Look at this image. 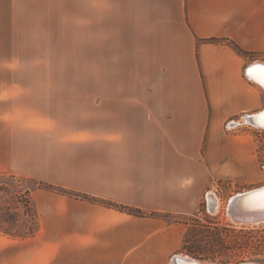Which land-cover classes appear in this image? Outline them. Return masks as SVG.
<instances>
[{
  "label": "crops",
  "instance_id": "0c3cea01",
  "mask_svg": "<svg viewBox=\"0 0 264 264\" xmlns=\"http://www.w3.org/2000/svg\"><path fill=\"white\" fill-rule=\"evenodd\" d=\"M76 37V71L0 81V172L55 187L33 193L24 262L171 264L186 226L163 214L196 212L214 179L260 185L257 142L228 121L264 108L246 74L264 0H78Z\"/></svg>",
  "mask_w": 264,
  "mask_h": 264
},
{
  "label": "rangeland",
  "instance_id": "374dc122",
  "mask_svg": "<svg viewBox=\"0 0 264 264\" xmlns=\"http://www.w3.org/2000/svg\"><path fill=\"white\" fill-rule=\"evenodd\" d=\"M77 12L78 0H0V81L12 79L7 69L9 66H26L25 71L19 73L20 79L26 80L34 76L44 80L46 65L61 67L65 72L76 71ZM253 56L249 66L259 61L264 63V53L255 58ZM32 66L39 69L32 73L28 68ZM252 114L232 118L228 121V129L240 124L233 119H241L242 124L237 127L250 131L244 133L255 138L261 169L260 185L244 189L238 184L214 179L207 191V199L196 212L165 216L168 222L181 221L186 226L183 244L178 252L182 254H179L180 260L196 259L202 264H264L259 261V258L264 259V245L252 244L247 247L244 243L245 238L253 242L264 240V217L239 218L231 208L234 197L264 186V127L251 125L248 117ZM30 185H33L31 181L24 183L25 187ZM37 190L45 193L44 189ZM21 224L5 223L3 229L19 228ZM34 237L15 240L0 234L4 264H13L14 260L19 261L20 258L25 264L33 248L26 242ZM175 258L171 264H178Z\"/></svg>",
  "mask_w": 264,
  "mask_h": 264
},
{
  "label": "trees",
  "instance_id": "16d2710c",
  "mask_svg": "<svg viewBox=\"0 0 264 264\" xmlns=\"http://www.w3.org/2000/svg\"><path fill=\"white\" fill-rule=\"evenodd\" d=\"M210 41H217V39L212 38L210 39ZM236 47L239 51L245 52L240 47ZM0 178V234L15 240H26L28 238L36 236V234L40 231V214L34 205L33 193L37 189H55V187L35 178L18 176L15 174H7L3 172H0ZM29 181H31L33 185L25 187L24 183ZM15 184L16 187H13V185ZM60 191H62L63 193L68 192L64 189H60ZM75 195L80 196L79 194ZM89 199L95 203H99L107 207L115 209H125L130 214L142 215L141 210L119 204L112 200L98 198L96 196H90ZM168 215L169 214H163L162 216L165 217ZM5 223H11L13 225L16 223L22 224L19 228L3 229V225ZM241 230L245 231V229ZM244 243L247 247H250V245L252 244L264 245V240L258 239L253 242L252 239L245 238ZM259 261L264 262V259L259 258Z\"/></svg>",
  "mask_w": 264,
  "mask_h": 264
},
{
  "label": "bare ground",
  "instance_id": "6f19581e",
  "mask_svg": "<svg viewBox=\"0 0 264 264\" xmlns=\"http://www.w3.org/2000/svg\"><path fill=\"white\" fill-rule=\"evenodd\" d=\"M253 64L264 65V63H260V62H258V63L256 62V63H253ZM262 112H264V110L260 111V112H256V113L252 114L251 117H248V118H250L251 122L253 121L256 125L261 126V116H260V114ZM257 189H259V188H257ZM254 190H256V188ZM254 190H250V191H246V192L240 193L239 195L234 197V199L232 200L231 208H232L233 212L236 214L237 217L245 218V219H250V218L251 219H259V218H263L264 217V209H260V208L254 207L253 206V202H249V201H247L245 199L244 194H246L247 192H253ZM183 258H185V257H183ZM182 261H183L184 264H202L198 260L190 259V258H185Z\"/></svg>",
  "mask_w": 264,
  "mask_h": 264
},
{
  "label": "snow or ice",
  "instance_id": "6c2138e0",
  "mask_svg": "<svg viewBox=\"0 0 264 264\" xmlns=\"http://www.w3.org/2000/svg\"><path fill=\"white\" fill-rule=\"evenodd\" d=\"M246 72L250 79L256 80L261 86H264V65L254 64L248 67ZM260 116L261 126H264V112ZM244 196L247 201L253 202L254 207L264 209V188L246 193Z\"/></svg>",
  "mask_w": 264,
  "mask_h": 264
},
{
  "label": "water",
  "instance_id": "95a60500",
  "mask_svg": "<svg viewBox=\"0 0 264 264\" xmlns=\"http://www.w3.org/2000/svg\"><path fill=\"white\" fill-rule=\"evenodd\" d=\"M253 65H254V64H253ZM251 66H252V65H251ZM249 67H250V66H249ZM246 74H247V72H246ZM249 117H251V116H249ZM248 120L250 121V118H248ZM250 122H251V121H250ZM251 123L254 124V125H256L253 121H252ZM261 188H264V186L261 187ZM261 188H259V189H261ZM259 189H256V190H254V191H257V190H259ZM247 193H249V192H247ZM175 259H176V263H178V264H184L183 261L180 260L179 256H177Z\"/></svg>",
  "mask_w": 264,
  "mask_h": 264
},
{
  "label": "built area",
  "instance_id": "2783aa9c",
  "mask_svg": "<svg viewBox=\"0 0 264 264\" xmlns=\"http://www.w3.org/2000/svg\"><path fill=\"white\" fill-rule=\"evenodd\" d=\"M250 123H251V122H250ZM251 125H253V126H257V125H254V124H252V123H251ZM177 256H178V255H176L175 257H177ZM175 257H174V258H175Z\"/></svg>",
  "mask_w": 264,
  "mask_h": 264
}]
</instances>
